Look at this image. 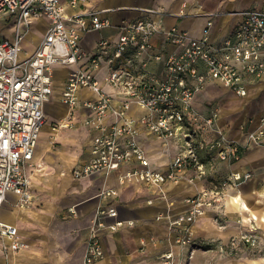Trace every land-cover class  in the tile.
Here are the masks:
<instances>
[{
  "label": "built area",
  "instance_id": "1",
  "mask_svg": "<svg viewBox=\"0 0 264 264\" xmlns=\"http://www.w3.org/2000/svg\"><path fill=\"white\" fill-rule=\"evenodd\" d=\"M85 1L0 0V18L11 28L10 37L0 38V210L8 194L15 195L21 207L33 201L31 172L41 164L32 159L46 121L44 103L53 91V66L64 65L71 70L62 102L71 115L79 91L93 93V99L82 100L89 112L83 122L97 132L89 143V159L72 168V177L107 175L137 163L138 167L120 172L118 181L137 180L157 187L161 198H166L163 185L168 182L185 176L191 181L206 180L203 188L184 198V212L156 216L166 220L174 245L192 246L197 218L208 208L219 209L230 188L251 178L249 171L215 176V166L237 161L250 146H264V115L241 143L230 140L218 127L217 110L204 113L194 105L196 94L208 81L245 96L249 84L264 80V4L239 12V21L216 40L211 38L214 20L210 15L200 36L195 37L186 29L166 28L153 19L161 12L145 8L139 17L118 25L113 38H101L86 51L80 45L82 34L111 27L112 22L101 16L107 12L104 9L67 14L66 6L75 9ZM39 18L48 20L44 36L34 52L20 58L26 30ZM154 37L163 46L157 49ZM141 132L177 147L162 168L150 163ZM98 195L107 201L117 190L104 187ZM69 213L75 214L74 209L69 208ZM133 225L134 221L119 217L113 204L100 203L90 221L84 264H93L103 256L99 231ZM0 237L12 250L25 246L17 228L1 220ZM225 246L230 254L250 251L262 255L264 236L243 232L231 236ZM159 258L162 264H180L171 249Z\"/></svg>",
  "mask_w": 264,
  "mask_h": 264
},
{
  "label": "crops",
  "instance_id": "2",
  "mask_svg": "<svg viewBox=\"0 0 264 264\" xmlns=\"http://www.w3.org/2000/svg\"><path fill=\"white\" fill-rule=\"evenodd\" d=\"M63 2L65 3V0ZM263 4L264 0H87L75 9L66 6V12L71 14L75 11L101 9L107 11L101 16L111 20V27L89 30L81 36L82 49L91 51L98 40L113 38L118 25L139 17L145 8H153L161 12L162 14L153 15V19L160 21L166 28L175 26L186 29L195 37L200 36L205 21L210 15L214 20L211 38L216 40L239 21V12ZM181 11L186 15L180 16ZM31 22L43 25V37L48 27V20L39 18ZM10 35L11 28L9 35L3 37ZM42 37L38 38L34 47L26 52L22 47L20 58L34 52ZM153 42L157 45V49L163 46L157 37L153 38ZM165 48L169 49V46ZM70 70V67L64 65L53 66V91L49 100L44 103L46 121L40 135L44 132L48 118L46 104L56 103L68 107L62 102L61 94ZM100 73L102 72L99 71L98 74ZM208 82L223 87L219 83ZM260 92L264 96V80L249 84L245 96L231 93L239 98H247ZM78 95L79 102L71 115L68 108L67 118L69 117V120L74 116L77 122L72 120V123L83 125L84 131L65 129L66 126L56 129L51 127V121L53 119L60 121L63 117L57 118L55 114L49 117L51 120L49 126L55 129V133L47 132L51 140V149L64 160L67 159L65 161L67 166L61 167L64 174L57 173L55 166L45 160H35L34 163H40L41 166L31 172L32 203L21 207L17 204V197L8 194L0 210V220L14 225L20 241L27 245L26 248L12 250L7 246V241L0 237V264H15L12 256L21 252L27 260L25 264H84L87 240L91 233L90 221L100 203L113 204L119 212V217L134 221V225L124 226L117 231H99L103 256L93 264H162L160 254L170 249L175 252L180 264H264V254L255 255L250 251L230 254L225 249V244L231 236L243 232H256L264 236V146H250L242 152L237 161L231 164L220 162L215 166V176H224L231 171H249L251 178L243 180L238 188H230L228 197L224 199L219 209L208 208L197 218L194 223L192 246H176L169 235L166 220L156 219V216L184 212L187 209L184 198L203 188L206 180L191 181L185 176L177 182H168L163 185L166 198H161L160 189L157 187L148 186L137 180L118 181L120 172L138 167L137 163L123 165L107 175L95 173L89 177L74 179L71 170L89 159V143L97 133L83 122L89 112L83 106L82 100L93 99L94 94L82 89ZM54 96V100L51 101ZM260 109L263 112H257L252 117L247 115L231 125L220 116L218 127L225 131L230 140L242 143L246 132L254 129L264 115V101ZM198 110L206 113L211 109ZM81 135L83 137L86 135L84 149L83 147L81 149ZM140 138L150 160L157 152L165 153L161 165H152L156 168L165 165L177 150L175 145L166 146L156 137L146 136L144 132H141ZM55 142L60 144L59 147L52 146ZM35 151L36 147L34 153ZM188 174H192L191 171ZM104 187L116 189L117 195L107 201L100 199L98 193ZM136 193L144 195L145 198L140 200L134 196L137 198L134 200L130 195ZM149 200L151 203L148 202ZM242 200L245 202L244 208ZM169 202H172V205H169ZM69 208H73L75 214L69 213Z\"/></svg>",
  "mask_w": 264,
  "mask_h": 264
},
{
  "label": "rangeland",
  "instance_id": "3",
  "mask_svg": "<svg viewBox=\"0 0 264 264\" xmlns=\"http://www.w3.org/2000/svg\"><path fill=\"white\" fill-rule=\"evenodd\" d=\"M42 28L43 25L41 24H35L34 22H31L29 24V27L26 32L25 40L23 41L22 47L23 51L26 52L27 50L34 47L36 41L38 38L42 37ZM10 32V26L8 23L4 20L3 17L0 18V37L9 35ZM28 34L30 35L29 38H27ZM214 83L206 82L205 86L202 90H200L195 98H194V105L198 109L202 110H209V109H215L219 112V115L227 124L231 125L233 122H237L244 118L247 115H250L251 117L253 115H256L257 112H263L261 111V105L264 101V96L262 92L258 93L257 95L248 96L247 98H239L229 92L228 90L224 89L223 87L213 85ZM55 98L52 97L51 101H53ZM251 109V111H250ZM72 120L74 122H77V119H74V116H71L69 120H66L67 122H71L68 124V126L65 127L68 129H74L75 131H84V127L79 126L76 123H72ZM60 121L58 119H53L51 121V127H54L56 129H59ZM71 124V125H70ZM86 135L83 137L81 135V149L83 147L84 149V142H85ZM59 143L56 142L52 144L54 148L59 147ZM130 196H133L131 198L135 199H144V195H140L139 193L132 194ZM136 196V197H134ZM11 198V196H10Z\"/></svg>",
  "mask_w": 264,
  "mask_h": 264
},
{
  "label": "bare ground",
  "instance_id": "4",
  "mask_svg": "<svg viewBox=\"0 0 264 264\" xmlns=\"http://www.w3.org/2000/svg\"><path fill=\"white\" fill-rule=\"evenodd\" d=\"M29 34L27 38H29ZM46 112L48 115L47 122L45 125L44 132L40 135V139L36 144V151L34 153L32 161L35 162L37 159H42L45 160V162L51 163L53 166H55V171L57 173H61L62 175L64 174L63 170H61V167L67 166L66 165V160H64L63 157H60V155L56 154L54 151H52L51 146H50V136L48 135L47 132H54L55 129L50 128L49 122L51 121L49 119L50 116L52 115H57V118L63 117L60 119V123L62 126L66 125L65 119L68 116V107H64L62 105H57L56 103H48L46 104ZM48 108V109H47ZM165 158V153L163 152H157L153 155L152 159L150 160V163L152 165L159 166L164 162ZM64 160V161H63ZM68 171V169H67ZM70 171V170H69ZM242 207L244 208L245 202L242 200ZM27 245H25L23 248H26ZM12 254V252H11ZM12 257H14L15 264H25L26 263V258L22 255V252L20 254H15Z\"/></svg>",
  "mask_w": 264,
  "mask_h": 264
}]
</instances>
